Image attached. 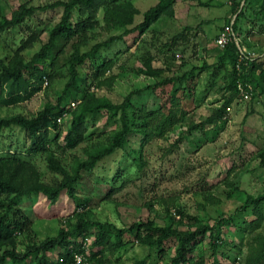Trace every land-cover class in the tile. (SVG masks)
<instances>
[{
    "label": "rangeland",
    "instance_id": "obj_1",
    "mask_svg": "<svg viewBox=\"0 0 264 264\" xmlns=\"http://www.w3.org/2000/svg\"><path fill=\"white\" fill-rule=\"evenodd\" d=\"M25 1L39 9L27 17L25 22L3 33L0 39V56L7 60L13 56L23 39L36 32L38 39L34 45L23 51L25 59L30 60L47 42L50 30L62 16V7L41 9L57 0H3L6 4L5 11L9 12ZM133 1L141 12L157 2V0ZM203 1L206 5L191 0H178L176 15L163 17L155 25L156 29L145 33L142 40L135 42L137 33L130 34L87 59L79 66V75L87 92L118 103L130 92H134L131 100L136 106L147 105L152 109H158L164 101L169 105L171 86L160 87L156 91L149 89L148 86L155 82V78L140 70L141 56H147L151 52L157 58L155 64L160 66L166 55L178 64L183 60L201 63L202 59L197 56L198 49L203 47L212 49V42L221 26L228 23L230 18L233 22L236 17L231 9V0ZM241 2L244 4L246 0ZM248 7L249 17L240 18L242 27L237 35L239 40L248 42L244 47L251 57H256L261 66H264V18L261 13L257 14L254 11L258 9L257 4ZM99 19L100 25L88 31V34L74 35L66 44L62 40L60 44H64V50L58 54L53 66L46 67L47 72L53 73V78L48 80L49 84L43 83L41 90L17 104L9 106L0 104V117L16 115L31 117L43 109L46 103L55 104L70 77L69 65L72 56L78 50L84 52L97 42L122 33V28L106 27L103 10L99 13ZM141 19L142 14L137 16L136 22ZM186 26H190V43L187 45L177 43L178 46L175 45L173 48L175 50H168L166 42H172L173 36ZM211 53V56L207 55L210 62L214 60L213 52H208ZM111 59L113 63L106 72L105 80L100 82V79H92L96 67L104 60ZM215 72L204 71L198 76L196 79L198 96L193 104L185 102V98L181 99L189 110L185 119L187 123L178 125L171 131L169 139L156 138L147 145L145 155L148 161L144 172L130 171V159L126 158L123 151H119L104 158L94 170H83L82 177L75 183V187L79 197L86 202V209L92 211V216L107 221L117 226L116 228L150 219L161 224H170V216L173 214L176 218L174 226L187 230L195 228L199 222H208L212 225L225 217L229 222L226 227L223 226L222 232L226 229V238L237 244L235 248L228 247L231 256L242 255V261L238 264H246L247 255L255 240L252 231L242 232L245 226L243 221L251 220L254 216L251 212L235 213L242 201L235 194L231 196L235 187H226L223 180L226 183L227 177L231 180L234 178L239 188L250 193L258 194L263 191L264 167L260 165L256 154L264 144V95L259 99L238 97L231 105L225 122L207 126L205 130L188 132V123L206 119L223 102L226 92L225 81L221 78L218 83H213V87L210 86L215 79ZM78 99V103L82 102V98ZM70 118L68 116L65 121L59 122L62 135L58 143L50 145V150L55 153L62 166L74 174L78 162L88 157L94 145L105 142L107 136L118 127V123L111 119L105 110L89 113L88 139L78 147L67 148L64 146L63 137L70 126ZM54 132L51 130L52 135ZM141 137L140 134L131 133L127 145L128 152L139 147ZM32 141L24 128L13 125L0 134V153L13 152L33 161L40 170L43 180L49 184L55 183L62 175L49 167L47 154L28 153ZM176 141L177 144L171 149L170 145ZM229 171L231 173H228ZM116 172L119 175L112 183L111 177ZM75 208L78 212L80 206H76L67 193H63L55 204L42 194L23 197L10 215V220H21L26 230L17 237L18 248L24 250L35 241L57 235L62 227H68L70 221L76 222V218L71 215ZM218 229L217 227V232ZM260 231L264 232V220L254 235ZM116 233L117 229L114 228L110 241L116 239ZM124 238L127 243L116 251H111L108 245L93 246L95 236H91L89 256H92L93 260H89L88 264H138L142 261L143 264H170L176 252L177 241L174 239L168 240L163 249H151L138 242L130 233H126ZM221 251H225V248H220L219 252ZM213 253L214 248L208 231L192 247L191 264H214ZM57 254L58 250L51 252L50 256L55 258ZM99 259H102V262H99ZM223 263L226 264V261Z\"/></svg>",
    "mask_w": 264,
    "mask_h": 264
},
{
    "label": "trees",
    "instance_id": "obj_2",
    "mask_svg": "<svg viewBox=\"0 0 264 264\" xmlns=\"http://www.w3.org/2000/svg\"><path fill=\"white\" fill-rule=\"evenodd\" d=\"M177 1L157 0L154 5L141 12L133 0H57L41 7V9L62 7L63 12L61 19L50 30L49 38L40 51L35 53L30 60H26L24 57L23 51L32 47L38 39V34L33 32L21 41L20 46L10 59L7 60L0 56V104L14 105L32 97L35 92L41 90L45 77L48 80L53 78V73L47 72L46 67L53 66L58 54L64 50V44H60V42L64 40L66 44L72 36L86 35L88 31L99 26L101 23L100 11H104L103 20L107 28L123 29L122 33L97 42L91 49L84 52L78 50L72 56L69 65L70 77L55 104L46 103L43 109L31 117L23 115L0 117V134L4 129L13 125L24 128L29 133L30 139L33 140L27 150L28 153L42 152L47 154L49 167L62 175L61 179L49 184L43 180L40 170L33 161L13 152L0 153V264L73 263L76 254L83 255V261L80 264H88L89 260H93L92 256H89L91 236H95L93 246L108 245L109 250L116 251L127 243L124 238L126 233L134 235L138 242L149 246L151 249H163L168 240L174 239L177 241V246L170 264H191L190 252L192 247L208 231H210L211 244L214 248V264H224V261L226 264H237L242 261V255L231 256L229 251L230 247L235 248L237 244L226 238V229L222 232L223 226L226 227L229 222L225 217L212 225L208 222H199L195 228L187 230L174 226L176 218L173 214L170 216V224H161L150 219L135 221L129 226L116 228L117 226L107 221L95 219L92 216V211L86 209L87 204L79 197L75 187V183L82 177L83 170H94L104 158L119 151H123L126 158L130 159V171L134 173L144 172L148 161L145 150L150 141L156 138L169 139L171 131L178 125L187 123L185 119L189 110L183 105L181 99L185 98V102L194 103V99L198 96L196 79L204 71L215 70L216 76L210 86L213 87V83H218L222 78L225 81L224 90L226 92L223 96V102L206 119L191 121L187 124L188 132L205 130L208 128L207 126L225 122L231 105L235 99L241 98L238 88L239 82L253 86L251 99H259L261 95H264V68L259 60L256 57L240 60L239 45L248 44L246 40L239 42L233 40L226 46H219L214 40L212 49L206 47L198 49L197 56L202 59L201 63L183 60L178 64L166 55V58H163L162 66H160L155 64L157 58L151 52L147 56H141L142 68L140 70L155 78V82L150 84L148 88L156 91L157 88L171 86L169 105L164 101L165 103L160 104L158 109H152L147 105H134L131 100V95L134 92H130L119 103L87 92L79 75V66L84 64L87 59L96 56L102 48L110 46L114 41L125 36L137 33L135 42L142 40L145 33L156 29L155 25L163 17L176 15ZM191 1L206 5L203 0ZM252 4H257L258 9H254V11L257 14L261 13L264 18V0H246L244 4L241 0H231L232 12L236 15L233 20V28L236 34L242 27L240 18L249 17L247 9L249 8L248 5ZM5 8L6 4L0 0V39L3 33L19 26L25 22L27 17L32 16L39 9L28 1L21 2L9 12H6ZM140 14H142V19L136 22L137 16ZM229 20L228 23H231V18ZM224 25L221 26L220 31ZM189 31L190 26H186L175 34L172 42H166L167 49L175 50L173 48L177 43L185 45L190 43ZM182 50L184 51V49ZM210 51L214 54L212 62L207 59V55H212V53L208 54ZM112 63L113 60L111 59L104 60L99 64L92 79H100V82H103ZM245 86L248 88V85ZM78 98H82V102H77L76 105L78 106H71L73 101H79ZM101 110L107 111L110 118L118 123V127L107 136L105 142L94 145V149L88 157L82 162L79 161L77 168L74 169V174H71L55 157V153L50 150V145L54 142L58 143L62 135L58 118L63 116V121H65L68 116L71 117L70 126L63 140L65 147L75 148L88 139L87 115ZM51 130L55 131L53 135ZM133 132L142 135L141 142L139 147L128 152L127 145ZM177 142L170 145L171 149ZM256 157L259 158L260 165L264 167V144L257 151ZM118 172L112 175V183L116 181ZM225 180L228 181L225 183L223 180L226 187H235L231 196L235 194L242 201L235 213L251 212L254 216L251 220L243 221L245 226L242 228V232L252 231L253 240H255V244L251 245V251L247 255L246 264H264V232H256L254 235L264 220V188L262 192L254 194L239 188L234 182V178L231 180L227 177ZM63 193H67L75 205L80 206L78 212L75 208L71 214L76 218V222L70 221L68 227H62L57 235L35 241L24 250H20L17 237L26 231L25 226L21 220H10L11 212L20 200L33 194H42L55 204L61 199ZM217 227L219 228L218 232ZM92 228L96 230L92 231ZM114 228L117 229L116 239L110 241V235ZM87 240H89L88 245L85 244ZM220 248H225V251L219 252ZM57 250L56 257L51 258L50 253ZM98 261L102 262V259ZM138 264H143V261Z\"/></svg>",
    "mask_w": 264,
    "mask_h": 264
},
{
    "label": "built area",
    "instance_id": "obj_3",
    "mask_svg": "<svg viewBox=\"0 0 264 264\" xmlns=\"http://www.w3.org/2000/svg\"><path fill=\"white\" fill-rule=\"evenodd\" d=\"M233 40L236 41V42L240 41L239 40V36L236 34V32H235V30L233 28V22H231V23H228V24L224 25L223 29H221V31L219 32V34L216 37L215 41H216V44H218L219 46H226L229 42H231ZM239 47H240V51H241L240 60L243 61L246 58H250L251 57L250 53H248L246 51L244 46L239 45ZM44 83L48 84V78L47 77L44 78ZM245 85H248V88ZM238 88H239V92L241 94V98L242 99L251 98V91L253 90V86L251 84H245L243 82H239L238 83ZM76 104H77V101H73L71 103V106L74 107V106H76ZM63 118H64L63 116H60L58 118V121L62 122ZM85 244L88 245L89 244V240H87L85 242ZM82 261H83V255L82 254H76L73 263L66 262L65 264H80V263H82Z\"/></svg>",
    "mask_w": 264,
    "mask_h": 264
},
{
    "label": "crops",
    "instance_id": "obj_4",
    "mask_svg": "<svg viewBox=\"0 0 264 264\" xmlns=\"http://www.w3.org/2000/svg\"><path fill=\"white\" fill-rule=\"evenodd\" d=\"M231 3V2H230ZM262 56V55H261ZM261 56H260V59H261ZM261 61H263L262 59H261ZM263 63H264V61H263ZM263 66V65H262ZM263 68H264V66H263ZM264 100V99H263Z\"/></svg>",
    "mask_w": 264,
    "mask_h": 264
}]
</instances>
